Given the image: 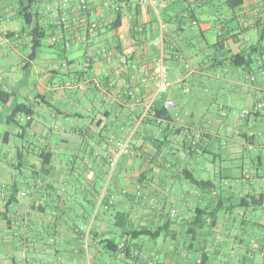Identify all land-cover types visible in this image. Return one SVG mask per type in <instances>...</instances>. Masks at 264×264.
Returning a JSON list of instances; mask_svg holds the SVG:
<instances>
[{"label": "crops", "instance_id": "obj_1", "mask_svg": "<svg viewBox=\"0 0 264 264\" xmlns=\"http://www.w3.org/2000/svg\"><path fill=\"white\" fill-rule=\"evenodd\" d=\"M155 1L0 0V264H231L230 249H243L223 211L264 194V0ZM37 25L51 36L34 52ZM102 49L110 58L94 61ZM163 64L171 87L155 98ZM16 105L28 114L8 124ZM126 139L131 155L120 153ZM233 157L241 174L223 167ZM118 212L157 232L130 242L129 262L110 244L127 241Z\"/></svg>", "mask_w": 264, "mask_h": 264}, {"label": "trees", "instance_id": "obj_2", "mask_svg": "<svg viewBox=\"0 0 264 264\" xmlns=\"http://www.w3.org/2000/svg\"><path fill=\"white\" fill-rule=\"evenodd\" d=\"M32 3H29L28 6H24L23 4L20 5V10H19V14L23 15L28 13L29 9L31 8V4H33V1H29ZM120 21H121V16H117V19L115 21V28H118V26H120ZM31 36H32V48L33 51L36 52L37 50H39L42 46L43 43L45 41V39L50 35L49 33V29L47 27L44 26H35L32 31H31ZM234 60V62L237 64L238 63V59H242L243 63H241L240 66H244V68H247V72H249V70L251 69V64H252V60L247 58L245 59L244 56L242 55H238L236 57L232 58ZM9 98V93L0 90V103L4 104L7 102ZM26 106L25 105H16L15 107L12 108V112L10 113V115L7 117V123L11 124L15 121V118L18 117L21 113H27L26 111ZM153 112H154V117L157 119L160 118H164L166 116L167 113V109L164 108V106H157L155 105L152 108ZM28 114V113H27ZM250 115V114H249ZM247 115V116H249ZM246 117V116H245ZM188 180L191 182V184L203 191H209L210 189L214 188L215 184L213 181L211 180H198L195 177H193L192 175L188 178ZM3 190V189H2ZM4 192V191H3ZM5 194V192H4ZM6 197V194L4 195L3 198ZM16 195L13 194L11 198L8 199V204L13 203L15 199ZM243 200L240 201L238 206L241 207H247V209L249 208H254L257 209L259 207H264V194H260V195H247L246 197H242ZM4 214L0 212V217H2ZM199 219L202 221L201 225H195L193 226V229L195 230L196 228H203L205 225V220L203 219V215L200 214L198 215ZM114 220H115V225L123 228L124 230H126L124 232V235L127 237V241H122L121 243H124V254L125 257H121L120 256V247L119 245L121 243L115 244L114 241H110V244H112V252L115 254V256L120 257L122 260H124V262H129V260H131V246H130V242L132 240L141 238V237H153L154 235L157 234V232H153L151 229L148 228H133L131 227V225H129V219H128V214L123 213V212H118L114 215ZM129 226V228H128ZM129 229V230H127ZM260 251V250H259ZM261 254V253H260ZM262 263L264 264V257L261 258Z\"/></svg>", "mask_w": 264, "mask_h": 264}, {"label": "rangeland", "instance_id": "obj_3", "mask_svg": "<svg viewBox=\"0 0 264 264\" xmlns=\"http://www.w3.org/2000/svg\"><path fill=\"white\" fill-rule=\"evenodd\" d=\"M49 37L45 39V41H48ZM51 40V39H50ZM42 52H47L46 50H43ZM243 106L240 105L238 108H236L237 112L243 110ZM238 114V113H236ZM255 133L257 136H260L262 134L261 129H252V131H247V133ZM7 149L8 147H4ZM242 158L233 157L231 158V161H229L228 165H223V167L227 168L226 172H232L234 175L241 174L242 172ZM248 160V165L251 166V163ZM17 163V161H16ZM217 166H220V163L217 164ZM259 166L256 162L255 167ZM264 168L262 169V171ZM233 199L231 202L227 203L226 206L231 207L235 203H238L240 200V193L232 194ZM222 212V211H221ZM223 214H228L230 217V221L228 223L229 230L231 231V235L241 237V239L244 240V247L243 249L239 248L240 243L238 242L236 247H233V249H230L231 252L234 250V252L231 253L233 255L230 257L231 264H263L261 258L264 257V249L261 248L262 245H264V227L261 226V222H264V207H259L257 209L253 208H244L241 206H238L235 210V212L227 213L225 210L223 211ZM247 218V224L242 225V220ZM228 219V220H229ZM223 232H226L224 229ZM186 231L184 230V234ZM182 235L180 240L177 242V244H183L185 235ZM217 238L223 241L224 234L223 233H217ZM216 238V239H217ZM264 247V246H262ZM239 248V249H238ZM259 248L261 250L259 251ZM247 250V254L246 251ZM242 251L244 253L242 254ZM261 253V254H260ZM242 255V260L238 262L237 259L234 260V258L239 257ZM109 262V261H108ZM111 264H123L118 259H113Z\"/></svg>", "mask_w": 264, "mask_h": 264}, {"label": "built area", "instance_id": "obj_4", "mask_svg": "<svg viewBox=\"0 0 264 264\" xmlns=\"http://www.w3.org/2000/svg\"><path fill=\"white\" fill-rule=\"evenodd\" d=\"M80 4L83 5L84 7H86V3H87V0H79ZM141 3L142 4H150V5H155L156 4V1L155 0H141ZM243 24V23H242ZM91 28L92 29H97L98 28V25L96 23H91ZM55 40V39H54ZM94 61H101L102 59H108L110 58V53L107 51V49H102L97 55H95L93 57ZM260 71L264 73V63L262 65V67L260 68ZM249 81L251 83L255 82L256 81V76L255 75H249L248 77ZM153 82L155 84V93H154V96L155 98H161L162 96H164L169 88L171 87V80L168 76V71H167V68L166 66L163 64L161 70L159 71V73L153 78ZM131 97L133 98H136V94L134 91H129L128 93ZM164 108L165 109H171L173 108L174 104L172 101H166L164 104H163ZM251 114V111L249 110H243L240 115L241 117H245L247 115ZM118 146H119V149H120V153L124 154V155H131L133 154V147L131 145V142L130 140H123V141H120L118 143ZM115 164V161H112L111 162V166H114ZM4 192L2 190V188L0 187V198H3L4 197ZM113 203V202H112ZM110 202V204H112ZM108 206L109 205H105L104 206V209H108ZM124 243H121L119 245L120 247V256L121 257H125V254H124Z\"/></svg>", "mask_w": 264, "mask_h": 264}]
</instances>
